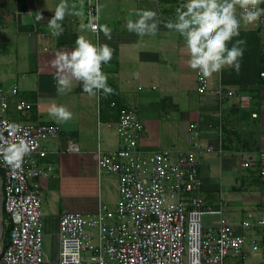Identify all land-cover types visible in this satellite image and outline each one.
<instances>
[{"label": "crops", "instance_id": "1", "mask_svg": "<svg viewBox=\"0 0 264 264\" xmlns=\"http://www.w3.org/2000/svg\"><path fill=\"white\" fill-rule=\"evenodd\" d=\"M61 2L0 0V77L10 100L7 116L14 122L48 123L59 129L57 138L44 143L47 155L32 156L27 166L54 168L47 177L32 178L41 190L46 258L52 263L58 261L59 219L63 212L94 218L101 206L111 214L118 206V176L99 174L96 151L119 149L120 107H129L140 116L144 131L139 144L144 151H187L191 136L197 132L195 140L202 147L198 159L204 206L222 211L204 216L205 229L217 227L221 218L239 229L250 211L264 219V179L260 176V155L264 152V79L260 77L264 70V32L260 20L264 11L247 23L243 18L245 9L239 0L236 2L241 30L229 46L236 40L244 41L239 70L226 65L204 76L210 88L221 83L235 92V97L220 104L210 93L199 92V74L189 66L185 41L167 26L169 20L176 19L180 4L165 0H101L97 35L90 30L83 1L63 0L67 9L60 21L63 32L55 36L49 19ZM249 6L264 9V0ZM143 9L156 12L155 33L129 31L127 20L137 19ZM41 12L43 18L39 19ZM104 25L111 29L110 34H105ZM79 35L113 49L111 60L102 64L111 92L98 89L89 94L83 82L74 77L67 87L58 86L57 78L71 77V73L54 61L58 53L68 54L75 48ZM14 86L19 90L15 96L11 94ZM154 90L159 93L153 94ZM239 96H248L250 104L242 107ZM18 100H25L32 108L16 111ZM61 105L72 112L71 118L59 120L51 114L53 106ZM156 113L163 122L164 115L167 120L173 116L174 125L167 124L164 129L162 122L151 118ZM191 124L196 129L192 130ZM246 161L254 165L245 168ZM247 237L249 250L252 240L264 243V230L255 228ZM248 262L257 264L259 254ZM227 264H239V260L232 257Z\"/></svg>", "mask_w": 264, "mask_h": 264}, {"label": "built area", "instance_id": "2", "mask_svg": "<svg viewBox=\"0 0 264 264\" xmlns=\"http://www.w3.org/2000/svg\"><path fill=\"white\" fill-rule=\"evenodd\" d=\"M82 1L90 30L98 35L101 0ZM260 22L264 32V13ZM198 74L199 92L210 93L220 104L235 97V92L221 83L210 88L208 79ZM260 77L264 79V70ZM18 92L16 86L11 90L14 96ZM8 97L0 77V146L23 139L30 151L20 168L0 160V202L7 213V218L2 216L1 220L11 229L0 264H227L232 257L239 264H249V258L256 254L257 264H264V243L252 240L247 249V233L255 228L264 230V219L255 212L246 213L239 229L225 218L215 228H204L206 214L222 211L207 210L204 206L198 159L202 147L195 140L197 132L191 136L187 151H144L139 144L144 125L138 113L129 107L119 108V149L96 151L99 174L118 176V206L113 214L101 206L94 218L63 212L59 219L58 261L52 263L44 254L41 190L32 178L47 177L54 168L27 166L32 156L47 155L44 143L57 138L59 129L54 124L12 121L7 116ZM239 103L248 106L250 98L239 96ZM31 108L25 100L15 104L18 112ZM190 128L194 130L196 125L191 124ZM260 161V176L264 179V152ZM253 165L252 161L243 163L245 168Z\"/></svg>", "mask_w": 264, "mask_h": 264}, {"label": "clouds", "instance_id": "3", "mask_svg": "<svg viewBox=\"0 0 264 264\" xmlns=\"http://www.w3.org/2000/svg\"><path fill=\"white\" fill-rule=\"evenodd\" d=\"M237 0H184L176 9V19L169 20L167 26L175 29L185 41V47L190 57L189 66L204 76L221 71L226 65L239 70L240 58L244 54L243 40H236L229 46L234 36L239 35L241 20L236 15ZM256 0H239L244 21L254 22L264 9H254ZM66 4L63 2L55 8L54 15L49 19V27L53 35L59 36L63 32V20L66 13ZM156 12L151 9L140 10L137 19L129 18L127 27L129 31L138 34L155 33L158 22L153 19ZM43 18V13L37 17ZM96 26L93 25V28ZM105 34L111 29L103 26ZM75 48L68 54L58 53L54 63L65 65L71 77L57 78L58 86L67 87L71 78L83 82L84 91L94 94L96 90L103 89L105 93L111 92L107 83V74L102 70V64L111 60L113 49L108 44H96L83 35L75 41ZM51 114L59 120L72 117V112L65 106H53ZM30 151L29 144L23 139L19 142H7L0 146V160L5 161L13 168H20L24 156Z\"/></svg>", "mask_w": 264, "mask_h": 264}, {"label": "rangeland", "instance_id": "4", "mask_svg": "<svg viewBox=\"0 0 264 264\" xmlns=\"http://www.w3.org/2000/svg\"><path fill=\"white\" fill-rule=\"evenodd\" d=\"M149 90H151V89L149 88ZM155 91H156V93H154ZM144 92H146V90H144ZM152 93L156 95V94L159 93V91L154 90V91H152ZM157 115H158V113H156V116L155 117L151 116V118H154V119H157L158 120ZM164 116H165L164 122L161 119L158 120V122L159 121L162 122V123H160V125H162V127L164 129H165V127H166L167 124H173L174 125L175 120L173 119V116H171L168 120L166 119V115H164ZM166 120H167V122H166ZM168 122H170V123H168ZM1 205L2 204L0 202V254L3 251L4 245L6 244V236H5V234H6V228H5L6 223H5V221L3 222V220H1V217L3 216V210L1 209L2 208ZM43 246H44V242H43Z\"/></svg>", "mask_w": 264, "mask_h": 264}, {"label": "trees", "instance_id": "5", "mask_svg": "<svg viewBox=\"0 0 264 264\" xmlns=\"http://www.w3.org/2000/svg\"><path fill=\"white\" fill-rule=\"evenodd\" d=\"M169 2V3H171V4H180L181 5V1L180 0H165V2ZM166 2V3H167ZM3 218L4 219H6L7 218V213L5 212V210L3 209ZM5 225V224H4ZM5 228H6V234H5V236H6V244L4 245V248L9 244V239H10V231H11V229H10V226H6L5 225Z\"/></svg>", "mask_w": 264, "mask_h": 264}]
</instances>
